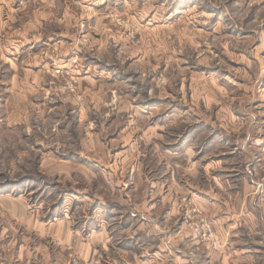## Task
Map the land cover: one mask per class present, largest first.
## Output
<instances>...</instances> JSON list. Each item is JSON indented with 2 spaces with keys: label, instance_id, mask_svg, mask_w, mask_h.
Segmentation results:
<instances>
[{
  "label": "rangeland",
  "instance_id": "obj_1",
  "mask_svg": "<svg viewBox=\"0 0 264 264\" xmlns=\"http://www.w3.org/2000/svg\"><path fill=\"white\" fill-rule=\"evenodd\" d=\"M0 1V264L34 243L31 217L111 218L96 208L122 199L103 201L96 188L134 189V200L173 182L204 185L205 168L226 173V141L232 161L260 157L251 146L264 133V0ZM188 146L195 174L171 160ZM185 192L181 229L209 242L187 227L200 211L222 242L212 247L228 236L233 249L237 227L216 224Z\"/></svg>",
  "mask_w": 264,
  "mask_h": 264
},
{
  "label": "crops",
  "instance_id": "obj_2",
  "mask_svg": "<svg viewBox=\"0 0 264 264\" xmlns=\"http://www.w3.org/2000/svg\"><path fill=\"white\" fill-rule=\"evenodd\" d=\"M225 144L224 149L231 150L225 153L229 155L225 160L229 162V166L225 167L226 173L211 174L205 168L204 177L207 182L204 185L195 182L193 176L194 180L190 181L189 186L183 187L178 182H173L166 190H156L161 193L155 197H151L154 193L140 190L134 200L131 197L135 194L134 189L125 193L126 197L119 189H112L106 194L101 191L102 187L96 188V195L101 196L103 201L105 196V199H122V202L114 203L113 206L100 204L96 208V211L99 209V215L111 213V218L85 217L83 225L86 227L76 225L67 211L63 218L55 217L49 221L31 217L33 219H29L26 224L34 243L24 241L17 249H9L7 254L11 253L15 257L9 263L67 264V259L72 254L82 258L86 264H101L105 254L117 259L116 264L120 260H131L132 256L141 257L143 264H225L229 262V258H235V264H245L249 258L263 260L264 133L261 134L260 142L251 146L254 151L258 148L261 152L257 159L240 157L232 161L237 152L230 148V141ZM188 149L189 146L184 153L174 155V158L171 155V160L188 166L190 172L195 174V165L199 163L189 161L191 158ZM83 174L79 173L80 178L91 184V177L87 173ZM209 176H213L212 180ZM68 178L77 179L75 173H71ZM99 179H105L104 175ZM185 189L191 192L187 195L190 200L205 207L216 224L223 221L230 227H237L231 240L235 242L233 249L228 236L229 244L216 250L211 243L181 229L176 222L178 217L175 207L179 198L187 194ZM51 243H55V249L54 246H49ZM7 258L10 256L7 255Z\"/></svg>",
  "mask_w": 264,
  "mask_h": 264
},
{
  "label": "built area",
  "instance_id": "obj_3",
  "mask_svg": "<svg viewBox=\"0 0 264 264\" xmlns=\"http://www.w3.org/2000/svg\"><path fill=\"white\" fill-rule=\"evenodd\" d=\"M193 213L195 216L187 227L203 240L212 242L215 246L221 245L222 242H220V238L212 232L209 221L201 216L200 211L193 210Z\"/></svg>",
  "mask_w": 264,
  "mask_h": 264
}]
</instances>
